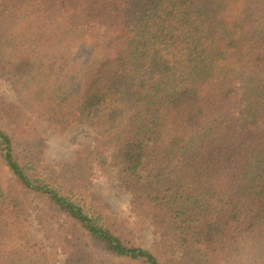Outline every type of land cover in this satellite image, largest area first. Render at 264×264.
<instances>
[{"label":"trees","instance_id":"obj_1","mask_svg":"<svg viewBox=\"0 0 264 264\" xmlns=\"http://www.w3.org/2000/svg\"><path fill=\"white\" fill-rule=\"evenodd\" d=\"M178 27L185 85L162 56ZM0 77L64 131L80 118L107 136L126 121L116 144L46 174L45 137L0 98V264L61 252L64 264H264V0H6ZM114 171L132 185V217L181 260H160L92 202ZM32 198L52 213L37 217L59 254L31 238ZM189 203L203 206L198 228Z\"/></svg>","mask_w":264,"mask_h":264},{"label":"rangeland","instance_id":"obj_2","mask_svg":"<svg viewBox=\"0 0 264 264\" xmlns=\"http://www.w3.org/2000/svg\"><path fill=\"white\" fill-rule=\"evenodd\" d=\"M5 1L6 0H0V7ZM183 1L186 2L187 0ZM180 32L181 27H178L177 31L173 34L174 38L171 40L170 47L166 50H162V56L172 68L171 76L173 79H178L177 84L185 85V70L187 66L186 54L179 48L176 41ZM0 98L12 105L13 108L18 109L20 111L19 113L23 116L22 119L25 118L31 126L38 128L40 134L45 137V163L42 167V172L44 168L46 174L48 173L47 170L51 174V170L57 169L62 163L71 162L78 153L87 148L95 147L99 142L104 144H116L115 142H118L117 139L119 138L122 127L126 124L125 116L120 117L115 126L114 133L103 136L88 129L80 118H75L70 122L69 129L64 131L62 127L55 125L51 121H38L28 114L25 110L23 95L12 86L10 82L1 77ZM113 110L114 108H111L110 110H105V112L101 114L103 123L108 121ZM150 170L151 167L149 166L140 173L142 176L146 177L150 174ZM155 177L156 175L153 176V180H155ZM155 181V185H158V180L156 179ZM131 186L129 182L122 180L117 172L114 171L96 182L91 198L92 202L102 203L108 213L117 218L116 220L127 223L129 227L135 231L136 240H138L139 244L156 257H159L160 260L166 261L168 257L181 260L183 258L182 251L174 249L170 244L162 241L151 221L132 217L130 214ZM31 200H33V209L31 210L32 218L30 221L31 238L35 242L49 247L50 251L58 250L59 254L60 251H62L61 247H59L57 241L39 225V219L37 217L38 215L42 216L46 209L48 210V214L50 216L52 215L47 207L46 201L39 198H32ZM186 210L192 219L193 227L198 228L202 223L203 206L201 204L194 206L192 203H189L186 205ZM65 258V254L61 252L59 264H64Z\"/></svg>","mask_w":264,"mask_h":264}]
</instances>
